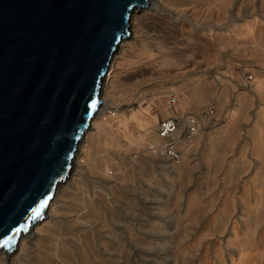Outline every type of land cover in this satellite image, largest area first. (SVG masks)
Here are the masks:
<instances>
[{"label": "bare ground", "instance_id": "bare-ground-1", "mask_svg": "<svg viewBox=\"0 0 264 264\" xmlns=\"http://www.w3.org/2000/svg\"><path fill=\"white\" fill-rule=\"evenodd\" d=\"M146 1L131 11L128 34L110 56L100 82L99 108L75 146L66 176L56 184L43 217L19 234L11 251L0 249V264H145L163 259L157 251L163 237L160 219L169 215L174 182L160 170L165 160L175 161V150L179 161L192 138L180 129L161 136L152 109L161 121L175 117L183 123L202 111L188 113V97L178 98L171 88L156 87L155 101L145 99V75L156 67L183 65L185 71L177 74L188 72L195 103L211 101L232 69L231 59L236 60L241 19L248 23L242 30L247 36L254 27L264 34V19L254 14V0ZM242 10L247 14L240 15ZM192 54L202 60L193 61ZM187 56L192 60L179 62ZM171 74L165 71L164 76L173 78ZM263 88L264 79L256 76L248 94L240 95L249 97L261 114ZM164 92L168 94L161 96ZM125 103L129 108H122ZM263 170L261 181L251 185L253 193L245 189L236 209H229L228 200L221 215L218 211L215 231L202 242L210 252L204 256L201 251L204 260L198 264H264ZM251 180L255 182L253 176ZM193 256L179 264L201 258Z\"/></svg>", "mask_w": 264, "mask_h": 264}, {"label": "water", "instance_id": "water-1", "mask_svg": "<svg viewBox=\"0 0 264 264\" xmlns=\"http://www.w3.org/2000/svg\"><path fill=\"white\" fill-rule=\"evenodd\" d=\"M146 5L0 0V241L43 217L34 210L66 176L129 15Z\"/></svg>", "mask_w": 264, "mask_h": 264}, {"label": "rangeland", "instance_id": "rangeland-1", "mask_svg": "<svg viewBox=\"0 0 264 264\" xmlns=\"http://www.w3.org/2000/svg\"><path fill=\"white\" fill-rule=\"evenodd\" d=\"M254 1V14L264 19V0ZM244 13L247 14L243 10L239 12L240 15ZM247 24L244 19H241L239 23L241 36L236 60L231 59L232 69L224 74L225 81L220 91L212 96L211 101L195 103V94H192L191 86L188 85L190 78H186L188 72L184 76L177 74L185 71L186 68H183V65L156 67L150 71L151 74L145 75L148 79L143 93L145 99L155 101L153 89L156 87H160L162 91L171 88L178 98L188 97V113L195 114L202 111L205 118L196 128L199 133L192 135V140L182 147L184 153L179 161L177 158L180 152L175 150L174 155L177 156L174 157L175 161L165 160V166L160 170L163 173L162 177L166 173L170 175L169 179L174 182V194L170 196L172 205L169 215L160 219V226H162L160 233L163 237L157 245V251L162 252L160 257L163 259L157 258L156 262L150 261L152 264H172L173 260L177 264L188 263L193 259L194 253L198 254L197 258H201L194 260L192 264H198L201 259L204 260L202 242L204 239L208 242L207 236L215 231L219 217L218 211L220 212L223 206L228 205L230 210L232 207L236 209L241 200L239 198L245 194V189H248L246 191L248 194H252V183L261 181L264 169V88L261 97L262 114L261 110L258 111V108L253 107L249 97L242 98L240 95L248 94L256 76L264 79V34H258L256 30L259 27H254L253 34L247 36L242 31L246 29ZM191 57L193 61L202 60L199 54H192ZM178 60L180 63L183 60L187 63L192 59L187 56L184 59L179 57ZM223 61L226 62V59ZM165 71H169L174 77L164 76ZM239 92L244 93L239 94ZM167 94L164 92L161 96ZM131 106L137 107L138 103H132ZM122 108H129V106L125 103ZM152 114L156 115L159 121L162 118L154 109ZM159 156L164 157L161 153ZM252 176L255 182L251 180ZM240 178L244 180L241 181ZM186 192L187 195H185ZM228 200H231V204H228ZM185 207L187 211L184 214ZM183 244L187 246L184 247ZM206 249L203 252L204 256L210 252V246ZM150 262L146 261L145 264Z\"/></svg>", "mask_w": 264, "mask_h": 264}, {"label": "built area", "instance_id": "built-area-1", "mask_svg": "<svg viewBox=\"0 0 264 264\" xmlns=\"http://www.w3.org/2000/svg\"><path fill=\"white\" fill-rule=\"evenodd\" d=\"M170 101L173 103L174 101L173 96L170 98ZM197 118L200 119V121L204 120L205 118H204L203 112L198 117H195V116L187 117V120L185 123L181 122L179 118H175V117L167 119V120H162V121L160 120L157 126L158 133L161 136H164L172 130L181 129L182 131L181 130L180 131L186 137L190 138L195 133V131H197L196 128L199 125V123H196L198 122V120H196ZM177 121L179 123L178 126H177ZM174 157H177V156L173 154V158Z\"/></svg>", "mask_w": 264, "mask_h": 264}, {"label": "snow or ice", "instance_id": "snow-or-ice-1", "mask_svg": "<svg viewBox=\"0 0 264 264\" xmlns=\"http://www.w3.org/2000/svg\"><path fill=\"white\" fill-rule=\"evenodd\" d=\"M46 206H47V200L41 202V204L39 205V207L36 208V209L34 210V215H33L32 218L35 219L36 216H39V215L41 214L42 210H43ZM15 231L18 233V232L21 231V228H17ZM14 242H15V241H14L13 237L10 236V237H8V238L5 239V240L0 241V248H4V247L8 246L10 243H14Z\"/></svg>", "mask_w": 264, "mask_h": 264}]
</instances>
